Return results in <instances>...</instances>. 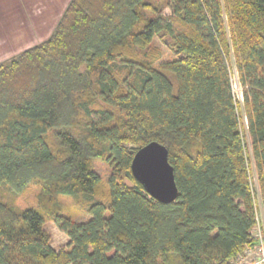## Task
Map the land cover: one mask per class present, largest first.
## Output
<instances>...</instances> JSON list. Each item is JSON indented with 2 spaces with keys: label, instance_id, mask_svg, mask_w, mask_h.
Masks as SVG:
<instances>
[{
  "label": "trees",
  "instance_id": "1",
  "mask_svg": "<svg viewBox=\"0 0 264 264\" xmlns=\"http://www.w3.org/2000/svg\"><path fill=\"white\" fill-rule=\"evenodd\" d=\"M152 142L175 169L169 205L131 171ZM253 174L264 206V0H71L0 66V192L40 190L33 208L0 201V264H235L257 245Z\"/></svg>",
  "mask_w": 264,
  "mask_h": 264
},
{
  "label": "rangeland",
  "instance_id": "2",
  "mask_svg": "<svg viewBox=\"0 0 264 264\" xmlns=\"http://www.w3.org/2000/svg\"><path fill=\"white\" fill-rule=\"evenodd\" d=\"M70 1L71 0H69V3ZM156 1L160 3L162 0ZM20 5L23 6V11H29L36 14L40 12L45 13L50 10V3L46 0H25L24 2L22 0H0V66L8 65L24 51L44 43L52 35L46 36L44 34L43 36H40L35 33L34 36L31 35L27 37L28 35L23 31V27H19L21 25V21H19V19L21 20L20 13L23 12L21 10L19 13ZM164 14L168 16L170 15V11L167 9ZM17 20L20 22L19 24L17 23ZM7 24L10 26H7ZM153 46L158 47L164 52L165 60H172L174 58L173 54L162 41L156 39ZM231 68L233 71L234 67L231 66ZM233 77L234 79L236 77V75L234 76V73ZM235 93L237 100L241 101L239 91L235 90ZM95 169L100 174L103 181L99 187L98 197L108 199L107 181L111 173V168L106 163L96 162ZM253 185L256 194V216L264 230V206L255 174H253ZM39 193L40 190L35 185L27 187L21 194L13 193L9 187L4 186L0 192V201L10 207L16 208L17 210H24L36 207ZM59 201L62 204L63 209H65V212L71 214L75 221L85 222L89 219L87 215L82 214L81 209L73 199L59 198ZM45 229L51 235V244L55 250L68 246V236L60 231L54 223L48 221L45 225ZM236 264H240L238 258Z\"/></svg>",
  "mask_w": 264,
  "mask_h": 264
},
{
  "label": "water",
  "instance_id": "3",
  "mask_svg": "<svg viewBox=\"0 0 264 264\" xmlns=\"http://www.w3.org/2000/svg\"><path fill=\"white\" fill-rule=\"evenodd\" d=\"M131 171L155 201L164 205L177 201L179 191L175 169L169 161V152L165 146L152 142L139 149L132 161Z\"/></svg>",
  "mask_w": 264,
  "mask_h": 264
},
{
  "label": "crops",
  "instance_id": "4",
  "mask_svg": "<svg viewBox=\"0 0 264 264\" xmlns=\"http://www.w3.org/2000/svg\"><path fill=\"white\" fill-rule=\"evenodd\" d=\"M22 1L24 2L25 0ZM46 1L50 3V10H48L45 13L40 12L36 14L29 11H23L22 10L23 6L20 5L19 13L21 12V10L23 12L20 13L21 20L19 19V21H21V23L18 20L17 23L21 24L19 27H23L22 29H24L23 31L25 32V34L28 35L27 37L31 35L34 36L35 33L39 34L40 36H43L44 34L46 36L51 35L69 3V0H46ZM7 26L10 25L7 24Z\"/></svg>",
  "mask_w": 264,
  "mask_h": 264
},
{
  "label": "built area",
  "instance_id": "5",
  "mask_svg": "<svg viewBox=\"0 0 264 264\" xmlns=\"http://www.w3.org/2000/svg\"><path fill=\"white\" fill-rule=\"evenodd\" d=\"M233 88L234 92L235 90L239 91L242 100V87L239 84L237 77H235L233 81ZM254 238L257 241V245L254 248H248L243 255L238 257L240 264H264V230L262 229L258 218L257 227L254 231Z\"/></svg>",
  "mask_w": 264,
  "mask_h": 264
}]
</instances>
